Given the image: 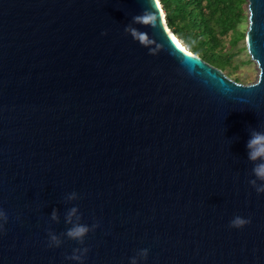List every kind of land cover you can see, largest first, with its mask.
Listing matches in <instances>:
<instances>
[{
    "label": "water",
    "instance_id": "95a60500",
    "mask_svg": "<svg viewBox=\"0 0 264 264\" xmlns=\"http://www.w3.org/2000/svg\"><path fill=\"white\" fill-rule=\"evenodd\" d=\"M162 12L158 0H0V264H77L65 259L77 247L84 264H129L142 248L140 264H264L246 148L264 131V0H247V85L177 47ZM74 206L100 227L49 248ZM237 215L251 223L229 227Z\"/></svg>",
    "mask_w": 264,
    "mask_h": 264
},
{
    "label": "trees",
    "instance_id": "16d2710c",
    "mask_svg": "<svg viewBox=\"0 0 264 264\" xmlns=\"http://www.w3.org/2000/svg\"><path fill=\"white\" fill-rule=\"evenodd\" d=\"M158 1L167 27L190 53L221 71L233 68L226 44L232 48L245 37L241 25L247 0Z\"/></svg>",
    "mask_w": 264,
    "mask_h": 264
},
{
    "label": "clouds",
    "instance_id": "9594fccd",
    "mask_svg": "<svg viewBox=\"0 0 264 264\" xmlns=\"http://www.w3.org/2000/svg\"><path fill=\"white\" fill-rule=\"evenodd\" d=\"M143 14L133 17L132 23L141 18ZM133 28L127 26L125 31H131ZM103 34V33H102ZM247 148V158L253 163V168L251 169V175L254 177L248 180V184L256 191L257 194L264 193V131H257L255 129L251 130L249 139L246 144ZM259 182V183H258ZM67 199H79L76 192H72ZM75 217V221H73ZM51 220L59 222V217L56 210L54 209L51 213ZM9 216L7 212L0 208V234L5 231V225L8 223ZM82 216L78 214V208L72 207L66 213L65 223L69 224L70 227L61 234H56L49 230L47 246L49 248H58L62 245V236H66L70 240L77 241L78 244H84V237L89 232H94L96 228L100 227L99 222H93L91 225L82 223ZM251 223L250 218H244L239 215L234 216L229 222V227L231 228H243L245 225ZM89 251L88 247H77L73 248L70 255L65 256L66 260L75 261L77 264H84V259ZM149 250L147 248H142L137 250L136 254L129 259V264H140L141 261L147 259Z\"/></svg>",
    "mask_w": 264,
    "mask_h": 264
},
{
    "label": "rangeland",
    "instance_id": "374dc122",
    "mask_svg": "<svg viewBox=\"0 0 264 264\" xmlns=\"http://www.w3.org/2000/svg\"><path fill=\"white\" fill-rule=\"evenodd\" d=\"M244 9L246 12V20L242 23L241 28L245 35L248 28L247 4L244 5ZM226 47L233 53L231 65L233 68H227L226 70L222 71L223 74L229 79L243 85L254 83L258 77V68L256 63L251 61L247 55V51L245 49V37L239 40L235 46H232V48L228 47V44H226Z\"/></svg>",
    "mask_w": 264,
    "mask_h": 264
},
{
    "label": "bare ground",
    "instance_id": "6f19581e",
    "mask_svg": "<svg viewBox=\"0 0 264 264\" xmlns=\"http://www.w3.org/2000/svg\"><path fill=\"white\" fill-rule=\"evenodd\" d=\"M162 19L164 20V13L162 12ZM164 24H165V22H164ZM165 28H166V31H167V33H168V35L172 38V40H173V37H175L173 34H172V32L169 30V28L165 25ZM175 43H176V45L177 44H179L180 46V48L181 49H183V50H185V51H188L187 50V48L186 47H184L177 39H176V37H175V40H173Z\"/></svg>",
    "mask_w": 264,
    "mask_h": 264
},
{
    "label": "snow or ice",
    "instance_id": "6c2138e0",
    "mask_svg": "<svg viewBox=\"0 0 264 264\" xmlns=\"http://www.w3.org/2000/svg\"><path fill=\"white\" fill-rule=\"evenodd\" d=\"M173 40H175V37H173ZM180 45L179 44H177V47H179ZM189 55H191L190 53H189Z\"/></svg>",
    "mask_w": 264,
    "mask_h": 264
},
{
    "label": "built area",
    "instance_id": "2783aa9c",
    "mask_svg": "<svg viewBox=\"0 0 264 264\" xmlns=\"http://www.w3.org/2000/svg\"><path fill=\"white\" fill-rule=\"evenodd\" d=\"M187 48V47H186Z\"/></svg>",
    "mask_w": 264,
    "mask_h": 264
}]
</instances>
